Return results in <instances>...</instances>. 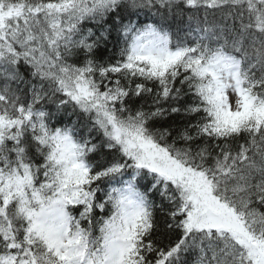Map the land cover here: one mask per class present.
I'll return each instance as SVG.
<instances>
[{"label":"snow or ice","instance_id":"6c2138e0","mask_svg":"<svg viewBox=\"0 0 264 264\" xmlns=\"http://www.w3.org/2000/svg\"><path fill=\"white\" fill-rule=\"evenodd\" d=\"M0 264H264V0H0Z\"/></svg>","mask_w":264,"mask_h":264}]
</instances>
